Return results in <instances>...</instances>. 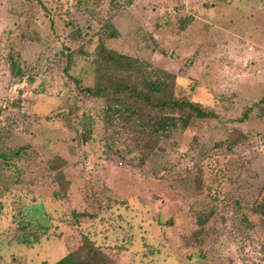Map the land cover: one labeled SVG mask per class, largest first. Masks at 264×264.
Wrapping results in <instances>:
<instances>
[{
    "label": "rangeland",
    "instance_id": "1",
    "mask_svg": "<svg viewBox=\"0 0 264 264\" xmlns=\"http://www.w3.org/2000/svg\"><path fill=\"white\" fill-rule=\"evenodd\" d=\"M41 2L48 12L0 0V141L28 159L2 170L0 264H52L81 232L122 264H200V253L204 264H264V222L251 210L264 194V119L254 109L238 121L264 107V0ZM101 41L174 74L177 91L219 119H194L149 149L131 129L103 138L99 123L81 143L65 55ZM73 69L91 83L88 60ZM200 211L213 214L198 235ZM74 213L87 215L78 228Z\"/></svg>",
    "mask_w": 264,
    "mask_h": 264
},
{
    "label": "trees",
    "instance_id": "2",
    "mask_svg": "<svg viewBox=\"0 0 264 264\" xmlns=\"http://www.w3.org/2000/svg\"><path fill=\"white\" fill-rule=\"evenodd\" d=\"M34 1L39 2L42 10H47L41 0H27L30 5ZM101 28L107 38L113 39L117 36L110 23H105ZM75 36L81 35L78 33ZM29 40L31 39L29 38ZM79 58L88 60L93 66L90 84H84L80 76L72 73L76 60ZM63 72L73 85V92L75 93L73 104L76 107L74 118L78 126V128L75 127V131L77 132V139L81 143L92 141L93 130L99 123L102 126L103 138L107 137L110 129H131L147 136V142L144 143L146 148H154L173 132L189 126L194 119H219V114L212 108L203 106L201 103L190 100L186 95L180 94L177 91L174 74L156 68L140 58L112 51L102 41L96 43L92 52L84 51L81 45L68 51L65 55ZM75 100L82 101L83 105L86 102L91 105L97 104L99 108L91 106L88 109H83ZM260 104H262V100L253 107L246 108L238 121L248 119L254 109L258 117L264 119V107L260 108ZM80 110L81 112L78 113ZM25 153L23 147L10 150L3 149L0 141V182L4 184L0 187L6 188V182L2 175L3 168L8 167L11 160H16V163L23 160L24 163H27L28 159L25 157ZM1 195L2 191L0 190ZM1 208L0 201V214ZM251 210L264 222V194L253 201ZM212 214V211L196 213V231H194L196 234H202V230ZM75 216L77 218L72 222V226L78 228L81 224L78 223L79 217L82 218L87 215L74 213V218ZM20 224L24 232L28 229H37L30 226L31 223L29 225L28 223L24 224V222ZM41 227L44 226L41 225ZM31 232H33V240L40 237L36 231ZM28 234H26L23 242L28 243L30 241ZM81 235V245L72 251H67L65 248L64 254L52 264H122L118 260L119 258L112 254V251L109 252L113 247L98 244L82 232ZM199 259L200 264H204L201 253Z\"/></svg>",
    "mask_w": 264,
    "mask_h": 264
}]
</instances>
